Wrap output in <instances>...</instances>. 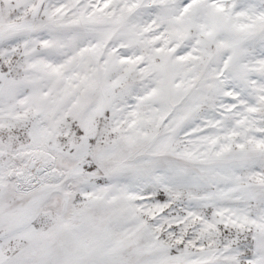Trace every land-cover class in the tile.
Segmentation results:
<instances>
[{
	"label": "snow or ice",
	"instance_id": "6c2138e0",
	"mask_svg": "<svg viewBox=\"0 0 264 264\" xmlns=\"http://www.w3.org/2000/svg\"><path fill=\"white\" fill-rule=\"evenodd\" d=\"M0 264H264V0H0Z\"/></svg>",
	"mask_w": 264,
	"mask_h": 264
}]
</instances>
